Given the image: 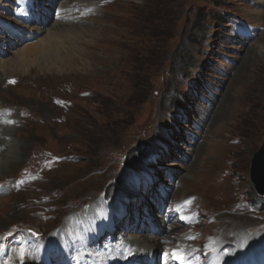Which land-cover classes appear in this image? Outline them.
Wrapping results in <instances>:
<instances>
[{
  "label": "rangeland",
  "instance_id": "rangeland-1",
  "mask_svg": "<svg viewBox=\"0 0 264 264\" xmlns=\"http://www.w3.org/2000/svg\"><path fill=\"white\" fill-rule=\"evenodd\" d=\"M11 1L0 0V19L23 31ZM41 1L44 26L26 27L28 38L39 33L30 43L0 30V115L18 123L6 148L16 164L0 171V240L27 233L64 248L47 240L106 204L122 240L158 239L156 222L162 246L196 236L202 249L237 257L241 240L264 238V197L250 174L264 141V0H64V22ZM49 29L55 60L32 56L4 73ZM191 199L200 221L169 234L160 204ZM232 208L253 220L229 237L220 219Z\"/></svg>",
  "mask_w": 264,
  "mask_h": 264
},
{
  "label": "bare ground",
  "instance_id": "bare-ground-1",
  "mask_svg": "<svg viewBox=\"0 0 264 264\" xmlns=\"http://www.w3.org/2000/svg\"><path fill=\"white\" fill-rule=\"evenodd\" d=\"M64 10H65V8L63 9V12H61L59 14V19L62 22L66 21L68 19V16L66 15V13H64L65 12ZM52 28H54V27H52ZM32 32H33V30H32ZM56 35H57L56 31H54L53 29H49L47 36L44 37V40H42L41 44L36 45V46L34 45L35 48L30 47L27 50H25L24 53L20 54L19 59L17 61L12 62V63H4V65H2L4 73H9L12 70H13V72H17V71L21 70V68H23L24 63H25V66L29 65L28 62L33 63L36 60H29V58L32 56H34L37 60H43L45 57H48L51 60H55L54 57L56 58V56H58V55H56V53H55V55H56L55 56L53 53L55 52V48H57L58 45H56V44H54V42H52L53 41L52 38L55 37ZM64 42H66V41H64ZM5 119H6V116L0 115V137L3 138L4 140L6 139L4 143H3V141L0 142V171H2L4 168H7L9 166L16 164L14 160L16 159V152L17 151L13 148H11V149H6V148L7 147L9 148V144L7 143V139L12 135L11 133L14 132L18 123L15 125L13 123L8 124L7 119L6 120ZM33 186H35V185H32V187ZM240 211L241 210H239V209L232 208L231 211H229V213H228L229 217H226V218L222 217L220 219L222 221L225 220L223 227H224V229H228V232H226V233L229 235V237H231V233H233V227L234 226H236L237 224H241V223L245 224L247 222V220H248V224H249L253 220V218H251V219L249 218V214L240 213ZM91 216H92V214L88 213V215L84 216V217H86V219H87ZM70 218H72V217L67 218V222L70 220ZM86 219L85 218L78 219V221L75 223V225L73 226L72 229H74V232H77V234L73 233V235L77 238V240L81 241V242H85L86 246L90 247V242L92 240H94L95 234H94V231L90 227L91 224L87 223L88 221ZM18 225H20V224H18ZM219 228H222V227H219ZM72 229L68 232V234H70V233L72 234ZM26 234H19V235L22 237H26V236L32 237L31 235H28V234L26 235ZM66 235H67V231H66V229L63 228L59 231H56L54 237H52V239H48L47 241L50 240L51 243H53L57 240L61 241L64 237H66ZM34 241H35L34 245H37L40 242L39 238L34 239ZM180 242H182V240H180ZM240 242H241L240 247H239L240 249L236 255L237 257L234 256V260H231L227 263H221L220 262L221 260L218 257H216L213 260L212 264H264V238H261L258 241L247 240L246 242H243L241 240ZM229 243H230V240H227V245H229ZM222 244H223V242H222ZM118 246L123 247L120 250L121 256H124V255L128 256L127 260L132 261L134 264H157V262H155L154 258H156V253L161 248V242H160L159 238L158 239L152 238L151 240H147L144 238V239H142V241L129 240L128 239V240H120L118 242ZM115 247H116V245L107 246V253L104 254L106 256H104V255L99 256V254L91 255L89 252H87L91 256L87 255V256H84V257L78 259L77 264H102L104 262L106 264H109L107 261L109 260L108 257L110 256L111 253H114L115 256H118L116 253V252H118V250H115ZM97 256H99L100 258ZM19 259H22V264H36V262H37L35 257H34L33 251L29 250V251L23 252L21 250L19 252L13 251L11 258L7 261L8 263H6V262L3 263L0 261V264H17V262H19ZM128 261L123 262V264H128L127 263ZM38 262H39V260H38Z\"/></svg>",
  "mask_w": 264,
  "mask_h": 264
},
{
  "label": "water",
  "instance_id": "water-1",
  "mask_svg": "<svg viewBox=\"0 0 264 264\" xmlns=\"http://www.w3.org/2000/svg\"><path fill=\"white\" fill-rule=\"evenodd\" d=\"M250 174L257 193L264 196V141L261 148L254 154Z\"/></svg>",
  "mask_w": 264,
  "mask_h": 264
},
{
  "label": "snow or ice",
  "instance_id": "snow-or-ice-1",
  "mask_svg": "<svg viewBox=\"0 0 264 264\" xmlns=\"http://www.w3.org/2000/svg\"><path fill=\"white\" fill-rule=\"evenodd\" d=\"M22 182V181H21Z\"/></svg>",
  "mask_w": 264,
  "mask_h": 264
}]
</instances>
